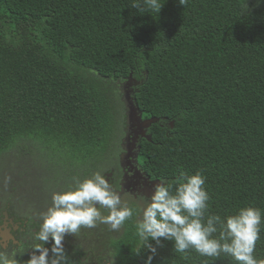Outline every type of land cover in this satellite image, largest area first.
Masks as SVG:
<instances>
[{"label": "trees", "instance_id": "trees-1", "mask_svg": "<svg viewBox=\"0 0 264 264\" xmlns=\"http://www.w3.org/2000/svg\"><path fill=\"white\" fill-rule=\"evenodd\" d=\"M161 3L158 14L139 13L132 0H0V185L8 192L0 209L19 214L22 199L41 206L25 195L27 159L39 163L43 180L65 178L62 191L103 175L115 130L125 131L118 85L137 81L128 84L129 100L140 118L155 119L150 140L139 143L149 176L174 192L181 171H199L209 214L224 219L245 206L264 212V0ZM51 196L40 199L42 209ZM129 204L133 216L119 231L97 224L66 234L68 264H85L84 255L94 264H144L149 252H137L136 229L142 215ZM0 250L18 264L31 257ZM253 255L264 259V222ZM205 261L236 264L194 249L182 256L172 241L162 242L152 264Z\"/></svg>", "mask_w": 264, "mask_h": 264}, {"label": "clouds", "instance_id": "clouds-1", "mask_svg": "<svg viewBox=\"0 0 264 264\" xmlns=\"http://www.w3.org/2000/svg\"><path fill=\"white\" fill-rule=\"evenodd\" d=\"M179 3L185 5L187 0H179ZM131 6L139 13L159 14L163 3L161 0H132ZM145 128L141 134L150 138ZM204 185L205 177L201 172L189 176L181 171L174 192L172 185L161 182L149 200L138 202L144 208L136 224L141 242L137 252L142 248L149 252L144 264H152L163 241H172L174 251L182 256L194 249L204 257H230L236 264H264V259L253 255L260 239L264 212L258 207L245 206L224 219L218 214H209V195ZM101 209L106 210L107 215ZM132 216L133 210L122 204L120 196L101 173L77 180L74 188L52 193L51 204L41 214L39 230L34 234V240L40 243L33 246L34 251L26 264H68L62 243L66 234L76 235L81 228H95L97 224H106L112 231H119ZM50 239L51 258L49 248L44 246ZM83 260L84 263L91 261L85 255ZM0 264H18V261L15 255L0 250Z\"/></svg>", "mask_w": 264, "mask_h": 264}, {"label": "flooded vegetation", "instance_id": "flooded-vegetation-1", "mask_svg": "<svg viewBox=\"0 0 264 264\" xmlns=\"http://www.w3.org/2000/svg\"><path fill=\"white\" fill-rule=\"evenodd\" d=\"M132 82V81H131ZM131 82L128 83L131 85ZM137 81H133L132 84H135ZM124 83H120L118 85L119 90L125 91L128 95L131 91L130 86ZM136 116H139L137 110H135ZM138 114V115H137ZM142 120L145 118H141ZM137 123L134 121L131 123V127L129 130V141L126 142V146L129 149V156L125 157L122 160V166L120 167L118 164V160L116 161V166L109 168L108 171H104L103 175L106 180H108L112 189L117 192L119 196L130 195L127 197L128 203L134 199H143L149 200L151 197L153 190H155L156 185L158 184V179L151 178L149 173L144 170L139 156V143L142 139L146 138L150 140L148 137H144L140 132L139 123L141 122L139 119ZM145 134L148 133V128L144 129ZM124 136V132L120 136V139ZM131 138L134 139V143H131ZM123 151L119 147V151L117 153V157L122 154ZM119 154V155H118ZM137 154V157L135 158ZM136 160V161H135ZM6 213H3V211ZM4 219V221H3ZM5 223V224H4ZM7 223V224H6ZM0 225L3 226L1 230L9 229V234L13 237H9L10 235H6V238L0 237V247L10 248L14 251H25L32 252L34 251L33 245L29 246L27 243L28 235L31 232L32 234L39 230V226L35 224V218L26 219L21 215L14 214L12 211H9L5 208L0 209ZM27 232V238L23 239L22 235H25ZM23 245L21 250H17V247ZM45 246V245H44ZM46 247V246H45ZM91 264H94V261H90ZM105 264H109L105 262Z\"/></svg>", "mask_w": 264, "mask_h": 264}, {"label": "rangeland", "instance_id": "rangeland-1", "mask_svg": "<svg viewBox=\"0 0 264 264\" xmlns=\"http://www.w3.org/2000/svg\"><path fill=\"white\" fill-rule=\"evenodd\" d=\"M117 104H118V109L120 111H122V106L120 104L119 101H117ZM124 112V111H123ZM116 119L118 120V118L116 117ZM134 123H137L138 122L136 120H133ZM118 125L115 124V128L117 127ZM120 130H121V126H120ZM120 130H115V134H114V137L112 139V142L110 144V150H109V156L108 155H105L101 160L102 161V165H103V171L106 170L108 171L110 167H113V165L116 163V161L118 160V157L116 158V154L118 153L119 149H117V146H118V143H119V140H120V136L122 134V130L120 132ZM139 151H140V148H139ZM119 155V154H118ZM34 156L36 157V153L34 151H32V154H31V158ZM117 159V160H116ZM100 161V160H99ZM47 161H44L43 163L45 164ZM34 164H39L38 162L32 160V159H27L25 161V165L28 166V167H31V173L25 177V179H23V184H27L28 186H30V191L28 193H26L25 195L28 197L29 195H33V197L36 198V202L38 201L40 203V207H37V205L33 206V207H30V204L31 202H29V200H21L20 203L16 206V210L19 214L17 215H21L23 217H26V215L29 214V218H36L37 215V208H40V211L39 213H43L45 210H47L48 206L45 208L43 207V209L41 208L42 205H46V204H43L42 202H40V199L43 198V196L45 195L50 197V194H52L53 192H59V191H62V187H63V184L65 182V178H59L55 183L53 180L51 179H48V180H43L41 177H39L36 169H35V166ZM3 181V180H2ZM20 184V182L17 184V186ZM11 186L13 187H10V189L14 188L15 187V184L14 183H11ZM2 189V190H1ZM0 198H5L7 195H8V192L5 191L3 189V185H0ZM24 195V194H23ZM126 197H124L123 195L120 196L121 198V202L122 204L126 205V206H130V204L128 203L127 201V197H130V195H125ZM48 200H50V202L48 203L49 205L51 204V198H47ZM132 202H135V204H138V209L136 212H138V214L142 215V209L144 208V206L141 204L144 202L143 199H132L130 201V203ZM138 202H141V203H138ZM6 212V211H5ZM16 214V213H15ZM28 217V216H27ZM7 224V223H6ZM34 234L35 233H29L28 235V238H27V232H25V235H22L23 239H25V237L28 239L29 243L27 245L31 246L34 244L32 243H37L38 241L34 240ZM25 236V237H24ZM75 245H71L70 244V247L76 251H81V248L79 247L78 244L74 243ZM32 246V247H33ZM45 246L48 247L49 244L48 242L45 243ZM64 247H66L65 245H63ZM68 246V245H67ZM23 248V245H20L19 247H17V250H21ZM49 248V252L50 249H51V246L48 247ZM16 258V257H15ZM17 259V258H16ZM86 264V263H85Z\"/></svg>", "mask_w": 264, "mask_h": 264}, {"label": "water", "instance_id": "water-1", "mask_svg": "<svg viewBox=\"0 0 264 264\" xmlns=\"http://www.w3.org/2000/svg\"><path fill=\"white\" fill-rule=\"evenodd\" d=\"M121 99L123 101L124 109H125V112H124V123H125L124 128H125V132H124V137H122L120 139V143H119V146H120V148L123 151V153L118 156V162H119L120 166H122V160L125 157L129 156V149L126 146L125 143L128 142L129 139H130L128 133H129V130H130V127H131V123L133 122V120L137 121L138 119H140V116H136L135 107L132 104V102L129 100V95L125 91L122 92ZM154 120L155 119H153V118H147V119L141 120V122L139 123L140 132L143 134V128H145L148 125H150V123L154 122ZM147 137H149V135H147ZM131 139H132L131 143H134V139L133 138H131ZM136 156H135V158H136ZM158 183H161V182L158 181ZM2 228H3V226L1 225L0 226V237L6 238V235H8L9 229L6 228L4 230H1Z\"/></svg>", "mask_w": 264, "mask_h": 264}, {"label": "bare ground", "instance_id": "bare-ground-1", "mask_svg": "<svg viewBox=\"0 0 264 264\" xmlns=\"http://www.w3.org/2000/svg\"><path fill=\"white\" fill-rule=\"evenodd\" d=\"M13 213H14V212H13ZM14 214H15V213H14ZM8 235H10V234H9V231H8ZM9 237H11V238L13 239V237H12L11 235H10Z\"/></svg>", "mask_w": 264, "mask_h": 264}]
</instances>
